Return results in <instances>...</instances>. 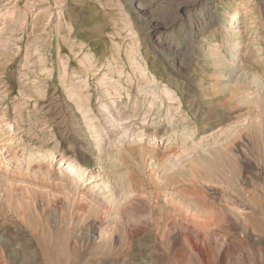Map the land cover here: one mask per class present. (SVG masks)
<instances>
[{
  "label": "rangeland",
  "instance_id": "1",
  "mask_svg": "<svg viewBox=\"0 0 264 264\" xmlns=\"http://www.w3.org/2000/svg\"><path fill=\"white\" fill-rule=\"evenodd\" d=\"M133 1L0 0V264H264V0Z\"/></svg>",
  "mask_w": 264,
  "mask_h": 264
},
{
  "label": "bare ground",
  "instance_id": "2",
  "mask_svg": "<svg viewBox=\"0 0 264 264\" xmlns=\"http://www.w3.org/2000/svg\"><path fill=\"white\" fill-rule=\"evenodd\" d=\"M131 1L134 2L133 0H131ZM262 2H263V1H262ZM139 4H140V2L138 3L137 6H138V8H141V6H140ZM13 14H14V13H13ZM235 17H237V15H236ZM153 42H154V41H153ZM158 42H159V41H158ZM158 42L155 41L156 44H157ZM153 44H154V43H153ZM132 109H133V108H132ZM122 112H123V111H122ZM132 112H133V111H132ZM120 113H121V112H120ZM117 116H118V115H117ZM118 117H119V116H118ZM153 135H154V134H153ZM61 161L64 162V164H68L69 167H70L69 169L73 172L75 166H73V165H72L71 163H69V162H66L64 159H61ZM71 166H72V168H71ZM128 173H129V172H128ZM166 174H167V173H166ZM128 176H129V179L132 181L133 178H131V176H130L129 174H128ZM133 182H134V181H133ZM130 184H131V183H130ZM125 189H126V188H125ZM128 189H129V188H128ZM109 196H110V195H109ZM111 197H112V196H111ZM110 200H112V199H110ZM94 225H95V224H94ZM95 227H96V226H95ZM4 232H5V231H4ZM176 233H177V232H176ZM4 234H5V233H4ZM89 235H90V234H89ZM105 235H106V233L104 234V236H105ZM0 236H1V235H0ZM2 236H4V235H2ZM90 236H93V235L91 234ZM172 236H174V235H172ZM189 237H190V236H189ZM175 238H176V237H175ZM94 239H95V238H94ZM94 239H93V240H94ZM2 240H3V239H2ZM189 240H190V239H189ZM0 241H1V240H0ZM191 241H193V240H191ZM191 241H190V242H191ZM192 243H193V242H191V244H192ZM194 243L196 244L197 241H196V242L194 241ZM99 244H100V243H99ZM192 245H193V244H192ZM192 245H191V246H192ZM196 245H198V244H196ZM196 245H193V246H196ZM101 246H102V245H101ZM197 248H198V247H197ZM195 249H196V248H195ZM199 249H200V247H199ZM200 251H201V250H199V252H200ZM197 252H198V251H197ZM199 252H198L197 254H199ZM206 253H207V252H206ZM206 253H205V254H206ZM199 255L203 256V259L206 258L205 255L202 254V252H201ZM199 255H198V256H199ZM225 255H226V254H225ZM207 256H208V255H207ZM56 259H58V258H55V260H56ZM203 259H202V260H203ZM202 260H201V261H202ZM221 260H222V259H221ZM221 260H220V261H221ZM98 261H99V260H98ZM100 261H101V260H100ZM204 261H205V260H204ZM206 261H207V260H206ZM206 261H205V262H206ZM205 262H204V263H205ZM221 263H222V262H221Z\"/></svg>",
  "mask_w": 264,
  "mask_h": 264
}]
</instances>
